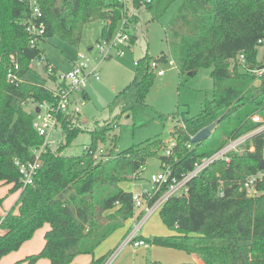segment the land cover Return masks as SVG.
I'll return each mask as SVG.
<instances>
[{"label":"trees","instance_id":"1","mask_svg":"<svg viewBox=\"0 0 264 264\" xmlns=\"http://www.w3.org/2000/svg\"><path fill=\"white\" fill-rule=\"evenodd\" d=\"M140 1L131 0V8L140 9ZM176 1L179 0H153L144 9L152 20H159ZM180 1L165 26L169 56L180 74L208 70L213 98L196 115L181 118L185 130L179 126L174 129L172 136L177 139L172 155L160 157V164L169 165L176 178L190 172L200 159L212 156L228 140L253 130L251 115L256 113L264 120V71L256 77L241 70L237 63L238 56L244 55L247 69L264 68V54L259 59L258 52L259 47H264V0ZM38 5L45 29L40 42L30 47L29 36L20 23L29 15L26 1L0 0V183L10 185V193L21 190L15 203L17 212L11 209L0 216V259L17 251L36 230L48 225L41 251L25 264L40 258L47 259L48 264H71L77 256H93L133 217L132 195L125 185L137 173L136 177L144 180L139 170L155 150L148 148L147 141L100 161H94L86 151L79 156H63L62 151L83 131L78 118L62 120V139L54 150L42 155L32 185L21 187L15 162L31 161V149L41 144L31 127L32 115L23 108L52 99L49 88L24 80L31 61L41 60L40 45L48 39L56 38L76 47L89 21L103 22L97 41L109 39L121 18L122 7L117 0H38ZM132 23L135 27L136 17ZM133 43L131 36L128 49ZM165 57L154 60L143 56L137 60L132 80L108 108L119 107L120 116L132 117L147 109L145 99L154 80L150 64ZM9 71L20 82L8 83ZM55 72L54 69L47 77L52 83ZM83 98L86 99L84 94ZM211 124L214 129L206 140L189 144V136ZM110 126L106 122L89 131L87 148L93 151L98 143L105 142ZM205 141L209 146L203 148ZM153 143L154 149L162 147ZM250 144L252 152L246 146L242 155L230 154L228 163L213 162L187 183L186 196L170 198L157 211L174 234L140 239L195 255L200 264H264V177L256 186L255 196L248 197L240 191L247 177L264 174V131L253 135ZM114 251L92 258L89 264H105Z\"/></svg>","mask_w":264,"mask_h":264},{"label":"rangeland","instance_id":"2","mask_svg":"<svg viewBox=\"0 0 264 264\" xmlns=\"http://www.w3.org/2000/svg\"><path fill=\"white\" fill-rule=\"evenodd\" d=\"M109 1L104 0L105 3ZM180 2L179 0L173 3L159 20H152L149 12L143 7L135 12L137 23L130 33L134 40L132 47L124 49L122 56H116L114 52H110L101 61L99 79H92L88 82L85 88L87 99L83 101L80 107L78 125L83 132L73 138L68 147L61 153L63 156L81 155L83 148L90 144L88 132L106 122L110 126L113 121L110 132L106 135V141L97 145L96 150H101L104 156L114 155L116 152L144 144L147 141L150 142L148 148L155 150L154 155L148 157L139 170V175L144 180H134L133 178L131 183L125 185L130 192L139 187H149L146 179L152 173L160 170V157L164 155L163 148L167 146L168 141L176 142L177 136L173 137L172 133L175 128L180 126L181 118L186 119L196 115L201 110L202 105L213 98V83L208 70L199 69L193 74H180L169 56L168 44L165 39V26ZM102 24L101 21H89L85 24L81 31V40L76 47L56 38L46 40V43L40 45L43 56L39 60V64L35 61L30 63V70L25 75L24 80L52 89L53 83L47 78L43 68L44 64L48 62L56 70L63 72L69 69L70 61H75L77 54L89 53L91 56L94 55L88 49L93 47L98 40ZM258 52L259 59H261L264 54V47H259ZM162 55L166 57L162 61H156L158 63L156 71H163V75L158 77L154 74L153 84L145 99L148 108L138 111L133 117L120 116L119 107L110 110L108 105L132 80L135 62L143 56L155 60ZM23 110L32 115L34 104H27ZM113 141H115L114 150ZM154 141L161 144L163 148L154 149ZM201 145L206 148L209 143L205 141ZM247 146L250 148V145ZM244 150L243 148L239 149L238 155H242ZM10 189V185L0 183L1 217L5 216L11 209L16 211L15 203L18 191L10 193ZM136 224L135 221L130 228L133 229ZM45 227L46 229L49 228L48 225H45L36 230L32 237L24 242L17 251L2 257L0 264H25L31 256L38 254L44 244ZM125 230L126 228L114 232L96 249L92 257L77 258L74 264H89L92 258L96 259L109 254L122 241L120 235ZM172 234L174 232L163 224L160 214L156 212L141 226L138 236L139 238L152 239L154 237H167ZM191 261V257L181 251L151 245L147 251L126 247L110 263L107 262L109 264H182ZM33 264H47V259L40 258Z\"/></svg>","mask_w":264,"mask_h":264},{"label":"built area","instance_id":"3","mask_svg":"<svg viewBox=\"0 0 264 264\" xmlns=\"http://www.w3.org/2000/svg\"><path fill=\"white\" fill-rule=\"evenodd\" d=\"M29 10V15L20 21L24 27L25 32L29 36V46L33 47L35 43L40 42L44 34V24L41 21V11L38 5V0H24ZM153 0H141L139 5L143 8L150 5ZM117 3L121 4V18L109 39H102L96 41L95 45L88 51L89 53H79L72 66L66 71H58L49 64H44L45 73L51 76L54 69L55 82L52 89H49L52 95L50 102L42 101L34 104V111L32 113L31 127L41 139V144L31 149L32 160L19 163L15 162V166L18 169L19 181L21 187L32 185L34 177L41 166V157L48 151L54 150L56 145L62 138V120L75 121L80 114V107L83 104V94L85 88L90 80L99 79V66L110 52H114L116 56H122L124 49L130 47L131 32L134 30L132 20L135 17V12L138 8H131V0H117ZM113 10L115 8H112ZM109 24V22H107ZM259 43H261L259 41ZM39 64V59L32 60ZM31 61V62H32ZM237 63L241 70H246L256 77L262 75L264 68L261 70L247 69L246 60L244 55H239ZM158 63L152 61L150 64L151 70L158 77L163 75V71L157 70ZM14 69L17 66L14 64ZM156 71V73H155ZM8 83H18L19 79L9 71L6 76ZM251 123L255 125V128L250 132H247L238 138L228 140L226 145L214 153L210 157L202 158L196 162L193 169L181 178H176L171 175L170 166L166 163L160 165V170L152 173L147 182L148 188L139 187L137 190L131 191L132 204L134 213H138L139 217L136 220V226L123 238L120 244L117 246L115 252L111 255L113 259L120 251L126 247H132L134 249L144 248L148 249L150 244L145 240L140 239L138 233L141 226L156 213L170 198L182 197L187 194V183L198 176L203 170L208 168L213 162L221 160L225 163L229 162V155L237 153L239 149H245L247 145H250L249 151H253L250 144V138L262 131H264V120L258 115L253 114L249 117ZM179 128L185 130L183 123H180ZM193 136H189L190 140ZM187 144V148L190 145ZM176 145L175 141H168L167 146L163 148L165 157H170L173 153V149ZM94 161L105 160L108 157L103 155L100 150H90L89 148H83ZM245 151V150H244ZM135 174L134 180L138 179ZM264 177L263 173H258L247 177L240 185V191H244L246 196L252 197L257 194L256 186L262 181ZM133 181V179H132ZM136 190V191H135ZM163 190V191H162ZM161 193L152 203L149 201L157 194ZM221 196V193H220Z\"/></svg>","mask_w":264,"mask_h":264},{"label":"crops","instance_id":"4","mask_svg":"<svg viewBox=\"0 0 264 264\" xmlns=\"http://www.w3.org/2000/svg\"><path fill=\"white\" fill-rule=\"evenodd\" d=\"M90 49V48H89ZM88 49V50H89ZM74 63V61H70V67L72 66V64ZM49 64V63H48ZM69 67V68H70ZM84 96L86 97V99H87V94L84 92ZM20 191L21 190H19L18 192H17V195H18V197H19V193H20ZM18 197H17V199H18ZM16 208V207H15ZM17 212V209H16V211L14 212V213H16ZM155 214V213H154ZM2 217H4V216H2ZM138 217H139V214L138 213H134V215H133V217L131 218V219H129L128 221H126L125 223H124V226L121 228V229H119V230H117V231H120V230H123L124 228H126V230L124 231V233L122 234L121 233V235H120V237H121V240L131 231V229L132 228H130L131 227V224L133 223H135V221L138 219ZM128 229H129V231H128ZM47 229H46V227H45V231H46ZM45 231H44V233H45ZM3 232L2 231H0V234H2ZM44 236V235H43ZM143 238V237H142ZM143 239H147V238H143ZM151 239V238H150ZM44 245V244H43ZM119 245V244H118ZM117 245V246H118ZM154 246V245H153ZM43 247V246H42ZM150 247H151V244H150V246H149V248L148 249H144V248H137V249H135V250H140V249H143V250H149L150 249ZM42 249V248H41ZM116 250V249H115ZM41 251V250H40ZM123 251V250H122ZM122 251H120V252H122ZM115 252V251H114ZM113 252V253H114ZM119 252V253H120ZM118 253V254H119ZM117 254V255H118ZM116 255V256H117ZM83 256H89V255H82V256H77L76 258H74V260L72 261V263L71 264H74V261L77 259V258H83ZM115 256V257H116ZM92 257V256H91ZM189 257H191V259H192V261L191 262H194V263H196V264H200V261L198 260V258L195 256V255H190ZM111 258H109V260H108V262L110 263L111 262ZM108 262H106V264L108 263ZM108 263V264H109ZM47 264H48V261H47Z\"/></svg>","mask_w":264,"mask_h":264},{"label":"water","instance_id":"5","mask_svg":"<svg viewBox=\"0 0 264 264\" xmlns=\"http://www.w3.org/2000/svg\"><path fill=\"white\" fill-rule=\"evenodd\" d=\"M214 129V124H211L200 131H198L190 140V144H198L201 143L202 141L206 140L210 134L211 131Z\"/></svg>","mask_w":264,"mask_h":264}]
</instances>
